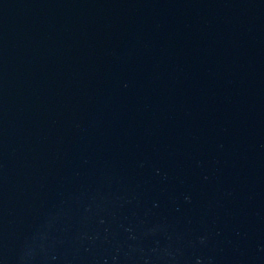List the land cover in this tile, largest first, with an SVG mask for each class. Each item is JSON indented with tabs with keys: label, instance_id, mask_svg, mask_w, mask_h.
<instances>
[{
	"label": "water",
	"instance_id": "obj_1",
	"mask_svg": "<svg viewBox=\"0 0 264 264\" xmlns=\"http://www.w3.org/2000/svg\"><path fill=\"white\" fill-rule=\"evenodd\" d=\"M0 264H264V0H0Z\"/></svg>",
	"mask_w": 264,
	"mask_h": 264
}]
</instances>
